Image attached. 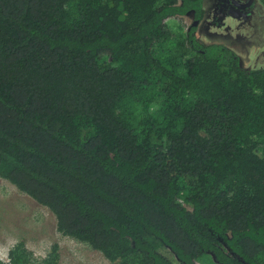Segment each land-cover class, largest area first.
Instances as JSON below:
<instances>
[{
	"label": "trees",
	"instance_id": "trees-1",
	"mask_svg": "<svg viewBox=\"0 0 264 264\" xmlns=\"http://www.w3.org/2000/svg\"><path fill=\"white\" fill-rule=\"evenodd\" d=\"M204 2L0 0V178L110 264H264V68Z\"/></svg>",
	"mask_w": 264,
	"mask_h": 264
},
{
	"label": "rangeland",
	"instance_id": "rangeland-1",
	"mask_svg": "<svg viewBox=\"0 0 264 264\" xmlns=\"http://www.w3.org/2000/svg\"><path fill=\"white\" fill-rule=\"evenodd\" d=\"M246 2V0H241ZM206 17L196 22L192 15L177 18L184 30L195 26V36L202 44H223L238 53L243 69L264 68V8L258 7L251 15V25L241 28L235 18L228 19L227 32L221 12L230 10L227 0H205ZM224 13V12H223ZM25 243L36 260H43L53 245L60 248V264H110L102 253L57 231L55 216L29 196L21 193L8 181L0 178V261L7 262L9 252L19 243ZM172 263L177 260L168 250L161 251Z\"/></svg>",
	"mask_w": 264,
	"mask_h": 264
},
{
	"label": "flooded vegetation",
	"instance_id": "flooded-vegetation-1",
	"mask_svg": "<svg viewBox=\"0 0 264 264\" xmlns=\"http://www.w3.org/2000/svg\"><path fill=\"white\" fill-rule=\"evenodd\" d=\"M230 4V10H226L221 12L222 16H224L225 22H222L221 28L227 32L225 25H228V19L235 18L236 20H232L231 23L236 22V25H240L241 28L245 24L251 25L252 20H250L251 15H256L258 7L264 8V0H246V2L241 0H227ZM204 8L205 2H204ZM191 15V14H190ZM193 16V15H192ZM206 17V9H205V15L204 18L201 21H195L196 22H202ZM253 24V23H252ZM223 45V44H222ZM242 65V64H241Z\"/></svg>",
	"mask_w": 264,
	"mask_h": 264
}]
</instances>
